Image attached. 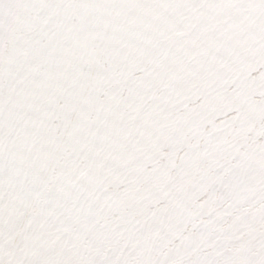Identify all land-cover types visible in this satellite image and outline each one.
<instances>
[{
    "label": "snow or ice",
    "instance_id": "snow-or-ice-1",
    "mask_svg": "<svg viewBox=\"0 0 264 264\" xmlns=\"http://www.w3.org/2000/svg\"><path fill=\"white\" fill-rule=\"evenodd\" d=\"M0 264H264V0H0Z\"/></svg>",
    "mask_w": 264,
    "mask_h": 264
}]
</instances>
